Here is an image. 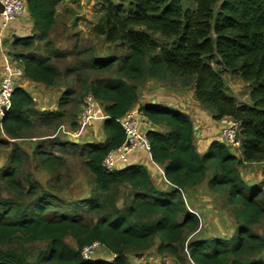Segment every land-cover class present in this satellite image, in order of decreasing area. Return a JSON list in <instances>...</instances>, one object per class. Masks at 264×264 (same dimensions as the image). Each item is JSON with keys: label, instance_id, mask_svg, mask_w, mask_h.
<instances>
[{"label": "trees", "instance_id": "trees-1", "mask_svg": "<svg viewBox=\"0 0 264 264\" xmlns=\"http://www.w3.org/2000/svg\"><path fill=\"white\" fill-rule=\"evenodd\" d=\"M63 0H28V11L38 34L21 38L31 50L36 40H47L57 18V6ZM103 1V15L94 26L98 35L127 53L109 59L91 60L90 68L98 73L116 69L132 80L152 78L161 81L178 78L190 81L196 100L216 119L233 116L241 122L240 156L227 144L213 140L200 153L195 145V125L191 116L164 104L140 107V113L154 124L168 130L147 132L151 158L164 165L171 191L157 189L145 166L131 164L108 171L104 157L125 139L120 123L137 101V89L124 81L97 79L91 93L106 103L103 143L87 144L86 165L94 177V196L78 201L96 215L95 222L69 217L52 211L53 202L40 196L29 210L0 198V264H129L127 251L149 247L160 237L163 250L178 253L187 229L195 228L196 214L184 210L180 191L208 180V186L228 192L238 207L236 233L229 239L196 240L189 244L195 264H264L260 255L264 239L252 230L264 216L261 187H251L237 176V168L246 163H264V0H194L195 7H184L182 0ZM60 56L53 51L41 57L35 52L15 53L21 60L24 75L33 82L54 86L59 72L52 62ZM235 76L247 83L249 100L240 103L228 92L225 76ZM68 100L63 97L60 108ZM40 113L32 95L16 87L9 112L0 120V130L11 138H20L33 127V117ZM42 117L62 112H42ZM0 144L7 141L0 138ZM43 165L59 161L58 156L41 153ZM21 157L13 154L9 165L0 171L7 188L21 187L18 181ZM133 191L129 203L116 205L119 187ZM35 187V186H33ZM36 194L34 188L31 192ZM71 235L78 247L65 238ZM100 242L114 254L112 260H87L82 248ZM45 242L46 249L29 258L26 243ZM20 245V249L6 245Z\"/></svg>", "mask_w": 264, "mask_h": 264}, {"label": "rangeland", "instance_id": "rangeland-1", "mask_svg": "<svg viewBox=\"0 0 264 264\" xmlns=\"http://www.w3.org/2000/svg\"><path fill=\"white\" fill-rule=\"evenodd\" d=\"M114 1L120 2L121 0ZM182 1L184 7H195L194 0ZM102 10V0H63L57 6L56 22L47 40H36L31 50L24 49L21 44H14L20 51L35 52L41 57L53 51L60 54L52 58L59 72L56 84L54 87H44L49 91L45 90L42 93L38 90L39 92L36 93L39 102L35 107L40 113L32 118L33 127L20 138H11L0 130V138L7 141V144H0V171L8 167L9 158L13 154H18L22 159L18 175L21 187L7 188L5 182L0 180V198L17 203L22 210H29L31 204L40 196L48 194L46 197L54 204L52 211L69 217L85 218L87 222L97 220L96 215L87 214L82 204L78 208L74 207L76 202L89 200L94 196V177L86 165L88 150L86 145L102 143L106 137L103 129L104 122L89 125L80 123L83 99L91 93V83L97 79L124 81L136 86L139 99L145 101L149 100L146 98L148 96L151 99L155 97L166 100L167 98L168 100L178 98L179 91L185 92L186 99L190 97L188 94L192 87L188 84L191 82H184L180 78L167 81L144 78L136 81L122 77L116 72L117 68L107 73H98L91 69L90 61L93 59H109L127 53L126 49L109 43L104 36L95 33L94 26L100 22L103 15ZM34 32L32 31L31 34ZM11 37L10 39H13ZM4 44L5 40H2L0 56L2 57L3 53L8 57ZM0 75L1 79L2 73ZM225 81L228 92L234 95L240 103L249 100L250 89L242 79L226 75ZM51 90L52 96L47 95ZM57 95L66 97L68 103L60 108ZM103 104L106 105L104 102ZM141 106L142 104H139L133 109L139 110ZM46 111L62 112L65 116L60 120L54 116L43 118L41 113ZM207 114L203 113L198 116V120H195V140L202 138L199 134V124L206 120L204 117ZM211 116L221 128L224 120L235 119L230 115L223 116L221 119L214 118L212 114ZM219 135L220 132L218 137ZM195 145L197 146L196 141ZM43 151L58 156L59 161L43 165L41 157ZM232 151L237 156L241 154L240 147L232 148ZM237 176H240L241 180L251 187L262 188L261 199L264 206V163L243 164L237 168ZM154 184L162 191H171L173 188V186L168 187L167 183L157 177L154 179ZM32 188L36 190V194L30 193ZM132 191L129 186L119 187L115 197L116 205L123 207L129 203ZM180 195L184 202V210L196 214L199 223L195 228L185 231L184 240L177 248L178 253L163 250L160 247L161 239L157 237L147 248L127 251L129 264H195L190 258L189 244L191 242L212 238L229 239L236 233L240 220L235 214V207L239 205L233 202L228 192L211 189L206 180L200 185L182 188ZM252 230L264 239V216L252 225ZM65 241L73 248L78 247L75 238L71 235L66 236ZM22 246L29 248L28 257L30 259L46 249L45 242L26 243ZM11 247L20 249V245H6V249ZM95 256L110 259L114 254L101 244ZM259 256L264 258V249Z\"/></svg>", "mask_w": 264, "mask_h": 264}, {"label": "built area", "instance_id": "built-area-1", "mask_svg": "<svg viewBox=\"0 0 264 264\" xmlns=\"http://www.w3.org/2000/svg\"><path fill=\"white\" fill-rule=\"evenodd\" d=\"M28 0H0V20L5 25L14 23L28 13ZM2 40L0 39V46ZM24 76V68L21 60L7 63L4 66L3 75L0 79V120L9 112L12 105V98L17 87L16 80ZM143 115L138 109L129 110L120 118L121 126L124 130V142L114 150H111L103 159L102 166L108 171L119 170L126 167L130 156L134 152L143 151L150 153L151 144L147 133L143 130ZM106 112L104 104L98 100L92 93H88L82 104L80 114V123L89 125L95 122H104ZM218 140L227 144L231 148L241 147L240 132L241 122L235 119L223 121ZM101 243L94 241L82 248V256L87 260H102L96 257V251ZM114 257V256H113ZM103 260H112L113 259Z\"/></svg>", "mask_w": 264, "mask_h": 264}, {"label": "crops", "instance_id": "crops-1", "mask_svg": "<svg viewBox=\"0 0 264 264\" xmlns=\"http://www.w3.org/2000/svg\"><path fill=\"white\" fill-rule=\"evenodd\" d=\"M28 13H29V11H28ZM28 13L26 15H24L18 21L14 22V23L7 24V25H5L3 23V21L0 20V39L5 40L4 46L6 48V53L8 55V57H7L2 53V57L0 56V69H1L0 74L2 73V75H3V66H5L7 63L14 62V60H16V58H15L16 52L14 49L18 50L17 53H23V51L19 50L17 45H14V41L19 40L21 38L33 36L34 34L38 33V32H36L37 30L35 28L34 20L31 17L30 13L29 14ZM32 31L33 32L35 31L34 34H31ZM11 36L13 37V39H10ZM0 52H2L1 46H0ZM17 86L23 88L24 90H26L27 92H29L32 95V97L35 100V105L37 104V102H39L38 97L36 96V93L39 92L38 90H40V92H42V93L45 90L49 91L46 88H44V87H49V86H45L41 83L33 82L30 78L26 77L25 75L22 77H19L17 79ZM52 87H54V86H52ZM51 93H52V90L50 91V93L48 92L47 95L52 96ZM177 94H179V97L173 98L171 100H168V98H167V100L166 99H159L158 97L151 99L148 96L146 98H149V100L145 101V100L139 99L138 90H137V101L133 107L139 106V104H142V106L143 105H150V104H164V105H167L170 107L180 109L181 111L189 114L191 116V118L193 119L194 124H195V120L199 119L198 116H200L203 113H208L204 117V119H206V120L201 121L199 124V134H201L202 138H197V140H195L197 142L196 147H197L198 151L200 153H203L207 150V148L209 147L210 143L213 140H218V134L221 130V127H220L219 123H215L213 121V118H212L210 112L208 110L204 109L202 107V105L196 100L194 89L190 90V92L188 94L190 96L189 99H186L184 91H179ZM57 97H58L59 105H60V101L63 97L61 95L60 96L57 95ZM190 104H192V106H190ZM133 107H132V109H133ZM107 117L108 116L106 113V118ZM143 119H144V121H143V127L142 128L146 133L150 130H159V131H167L168 130V128L164 124H154V123L146 120L145 118H143ZM97 125H99V123ZM209 131L212 133H210ZM105 139H106V137H105ZM103 142L104 141H102V143ZM131 164H140V165L145 166L148 173L150 174L153 182H154L155 177H157L161 181L163 180V182L167 183L168 187H172V185L168 183V181L165 177L164 165L154 162L151 158L150 153H146L143 151L134 152L130 156V160H129L128 165H131Z\"/></svg>", "mask_w": 264, "mask_h": 264}, {"label": "water", "instance_id": "water-1", "mask_svg": "<svg viewBox=\"0 0 264 264\" xmlns=\"http://www.w3.org/2000/svg\"><path fill=\"white\" fill-rule=\"evenodd\" d=\"M7 114V112H5V115Z\"/></svg>", "mask_w": 264, "mask_h": 264}]
</instances>
